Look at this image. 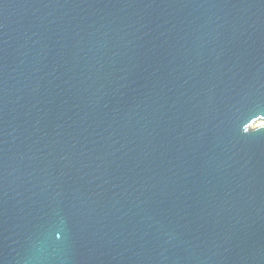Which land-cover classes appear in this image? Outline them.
Wrapping results in <instances>:
<instances>
[{"label": "water", "instance_id": "water-1", "mask_svg": "<svg viewBox=\"0 0 264 264\" xmlns=\"http://www.w3.org/2000/svg\"><path fill=\"white\" fill-rule=\"evenodd\" d=\"M264 0H0V264H264Z\"/></svg>", "mask_w": 264, "mask_h": 264}, {"label": "snow or ice", "instance_id": "snow-or-ice-1", "mask_svg": "<svg viewBox=\"0 0 264 264\" xmlns=\"http://www.w3.org/2000/svg\"><path fill=\"white\" fill-rule=\"evenodd\" d=\"M262 127H264V125H262Z\"/></svg>", "mask_w": 264, "mask_h": 264}]
</instances>
